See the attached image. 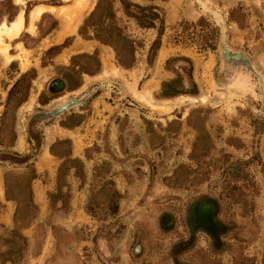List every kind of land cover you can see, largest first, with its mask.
Segmentation results:
<instances>
[{
    "label": "rangeland",
    "instance_id": "obj_1",
    "mask_svg": "<svg viewBox=\"0 0 264 264\" xmlns=\"http://www.w3.org/2000/svg\"><path fill=\"white\" fill-rule=\"evenodd\" d=\"M98 1L0 0L25 27L0 54V264H264V0H124L154 28L111 0L130 69L78 34Z\"/></svg>",
    "mask_w": 264,
    "mask_h": 264
},
{
    "label": "trees",
    "instance_id": "obj_2",
    "mask_svg": "<svg viewBox=\"0 0 264 264\" xmlns=\"http://www.w3.org/2000/svg\"><path fill=\"white\" fill-rule=\"evenodd\" d=\"M122 3H124L125 14L129 17L134 18L141 28H154V20L158 18V14L155 13L154 10H156L157 8L155 7L140 8L139 6L129 4L124 0H122ZM130 6L137 8L141 12L147 11L150 17L144 16L142 18L135 16L134 14L130 13L127 10ZM111 7H112L111 0H99L95 10L83 21V24L80 26L78 30V34L85 39L93 38L99 43L113 48L117 63L125 69H130L133 67L135 62L133 42L129 40L123 34L122 30L116 25L114 20L115 15ZM89 30H92V32H94V35L93 36L91 35L92 37L91 36L89 37V35L87 34ZM160 34L161 33H159V35ZM159 47H160V42L159 40H156L151 46L150 52L154 53L156 50H158ZM59 49L60 48H57V50ZM78 57L86 58L95 63L94 64L96 67L95 71H89L84 69L82 73L92 75L99 69V61L96 53L92 55H82ZM78 57H74L72 60L74 59L76 60V58ZM33 78H34V71L31 70L29 72L24 73L23 76H21L19 82L16 83L18 85L21 84V82L23 81V87L25 88L23 94H21V96L19 97L20 100L16 104V107L20 106V104L26 101L28 97L30 85L29 84L24 85V83L33 80ZM183 93H187V92L175 91L171 83L168 82L164 83L161 88V96L164 98L173 97ZM15 94L17 93H13V92L10 93L11 97H9L8 100L9 102H10V98H12V96ZM27 168L29 170V177L26 180V188L24 190L25 192V196L23 199V201H25L24 207L27 211L28 210L35 211L36 206L32 202V191L30 187V182L35 178H37V174L35 173V170L32 168L31 165H28ZM101 176L102 175H98V174L95 175V177H101ZM103 179L104 178H101V182L111 187L110 194L104 200L107 207V211H109V214L114 215L117 211L118 202L122 196L119 194L117 190L113 188L114 185L111 181L106 179L103 180ZM98 191L103 192V186H101ZM86 206H87L86 212L92 214L94 212V208L99 207V202L91 201L90 203H87ZM29 221L30 220H27L24 225L27 226Z\"/></svg>",
    "mask_w": 264,
    "mask_h": 264
},
{
    "label": "bare ground",
    "instance_id": "obj_3",
    "mask_svg": "<svg viewBox=\"0 0 264 264\" xmlns=\"http://www.w3.org/2000/svg\"><path fill=\"white\" fill-rule=\"evenodd\" d=\"M86 3H87V0L85 4ZM85 8H88V7H85ZM43 11H44V8H41V7H36L33 10V12L31 13L30 22L27 28L28 31L33 30V22L40 17ZM24 28L25 27H24V22H23L21 13L15 19V21H13L9 26H6L4 24L0 26V54H3L6 56V53H5L6 47L3 45V38L5 37V38H8L9 40L15 39L20 35V33L24 30ZM6 59H8L7 56H6Z\"/></svg>",
    "mask_w": 264,
    "mask_h": 264
},
{
    "label": "crops",
    "instance_id": "obj_4",
    "mask_svg": "<svg viewBox=\"0 0 264 264\" xmlns=\"http://www.w3.org/2000/svg\"><path fill=\"white\" fill-rule=\"evenodd\" d=\"M34 28V27H33ZM25 29V28H24ZM32 31V30H31Z\"/></svg>",
    "mask_w": 264,
    "mask_h": 264
}]
</instances>
